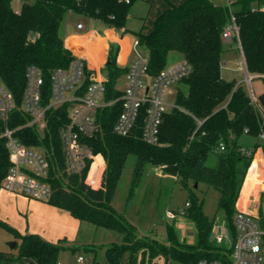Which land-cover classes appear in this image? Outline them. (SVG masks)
I'll use <instances>...</instances> for the list:
<instances>
[{
    "label": "trees",
    "instance_id": "trees-1",
    "mask_svg": "<svg viewBox=\"0 0 264 264\" xmlns=\"http://www.w3.org/2000/svg\"><path fill=\"white\" fill-rule=\"evenodd\" d=\"M136 0H22L20 11L12 0H0V79L12 90L20 104L26 84V69L38 65L45 75V100L49 98L50 75L55 68H68L74 59L65 45L61 28L72 13L83 14L106 22L117 29L125 28L129 10ZM168 6L156 17L152 28L137 33L141 45L148 51L149 72L158 74L168 65L170 51H178L192 69L183 78L174 107L162 119L157 143L142 137L144 112L131 134L115 133L114 124L121 112V102L99 110L102 131L90 140L96 154L106 160L101 185L86 182L90 162L80 172L68 174L61 147L59 129L68 121L67 105L48 114V130L44 142L49 148L55 168L49 180L53 194L49 202L68 210L74 216L123 234V242L110 245L106 257L112 264H138L139 253L147 250L149 264L162 254L164 264H194L202 258H216L221 249L210 240L215 222L204 212V200L195 194V183H206L220 192L218 210L224 213L230 227L237 212V201L253 162L256 147L246 145L244 136L259 141L264 133V120L243 84L222 75L223 54L229 49L223 36L234 16L239 28V40L246 68L251 74L264 75V0H234L218 4L214 0H182ZM127 30V29H125ZM39 33L36 40L33 35ZM118 47L112 45L104 69L108 72L106 99H114L122 91L118 79L128 69L117 64ZM18 111L10 125L24 123ZM3 124L0 122V133ZM27 144H38L39 133L29 127L18 130ZM224 144L219 153L214 150ZM264 146V142L262 143ZM136 156L129 198L133 196L147 164L173 174L176 181L189 187L184 214L196 227L197 240L181 241L173 223H165L168 243L148 235L138 236L137 227L112 201L129 155ZM215 156L214 164L208 160ZM102 161L94 166L98 172ZM10 166L5 138L0 137V190ZM264 222V220H263ZM7 226L5 223H2ZM9 227V226H8ZM10 229L14 230L12 227ZM20 256L36 257L39 264H57L62 244L51 243L37 234L16 231Z\"/></svg>",
    "mask_w": 264,
    "mask_h": 264
},
{
    "label": "built area",
    "instance_id": "built-area-1",
    "mask_svg": "<svg viewBox=\"0 0 264 264\" xmlns=\"http://www.w3.org/2000/svg\"><path fill=\"white\" fill-rule=\"evenodd\" d=\"M130 2V0H126ZM229 2L228 4H231ZM83 28V23H78ZM125 29V28H121ZM39 33L33 35L36 40ZM224 38L228 42L235 41L243 58V65L250 82V97L259 108L264 120V104L259 105V99L251 84L254 77H264L263 74H251L246 63L239 40V28L233 16L226 27ZM135 59L126 73V85L121 95L114 99H106V81L102 70L91 66L87 59L74 55L68 68H55L50 75L49 98L45 100V75L36 64L28 65L26 69V84L20 104L12 90L0 79V122L3 129L0 137L5 138L9 150L10 166L2 181V189L23 193L32 198L49 201L53 194V186L49 180L50 171L55 168V160L44 142L48 130V114L51 110L67 105L68 121L59 129L61 147L68 174L80 173L90 162L86 182L91 186L101 185L105 158L96 154L90 143L102 131L99 110L117 101L121 102V112L115 121L114 131L118 135L127 136L132 133L138 118L144 112L142 137L148 143L159 140L160 125L164 114L174 107L167 101L168 87L180 82L191 71L192 65L187 59H180L167 65L156 75L149 72V56L142 53V45L138 38L134 41ZM18 111L23 115L24 123L12 127L13 113ZM29 127L39 133L40 143L27 144L20 138L18 130ZM264 140V133L261 135ZM224 144L220 143L214 152L221 151ZM101 158L98 172L94 166ZM176 177V176H175ZM190 202L181 208L184 214ZM177 212L168 209L164 214L165 223L176 219ZM264 217L237 209L233 218V227L226 220L214 222L210 240L220 246V256L202 258L194 264H264ZM181 241L194 243L181 233ZM86 257L78 255L77 264H85ZM178 264V263H172Z\"/></svg>",
    "mask_w": 264,
    "mask_h": 264
},
{
    "label": "rangeland",
    "instance_id": "rangeland-1",
    "mask_svg": "<svg viewBox=\"0 0 264 264\" xmlns=\"http://www.w3.org/2000/svg\"><path fill=\"white\" fill-rule=\"evenodd\" d=\"M180 1V0H176ZM218 4H226L228 0H214ZM165 0H136L130 10L127 21L125 23L126 28H128L127 35L137 34L144 28L145 24H151L153 22L154 15L159 5L164 4ZM13 8L16 11H20L22 0H12ZM74 18H82L86 20L87 28L83 31L73 32L71 27L61 28V33H63L64 42L70 45L74 55H79V50L86 46L88 50H93L98 48L100 40L98 39L99 32L103 31V26L99 23H89L88 16L83 14L74 13ZM88 20V21H87ZM64 28V29H63ZM93 31L94 33H89ZM227 41V40H226ZM228 42V41H227ZM230 50H226L224 54L225 60L222 66L223 76L233 81L237 79L238 82L242 83L247 91L250 93V82L248 80L246 71L243 65V58L239 50L238 44L235 41L228 43ZM142 53L147 54L148 51L145 47L142 49ZM109 55V50H106V57ZM182 54L178 51H170L168 56V64H172L179 59H182ZM224 59V58H223ZM117 62L119 60L117 59ZM104 79H107L108 72L106 69L102 70ZM119 80V79H118ZM121 80V79H120ZM119 80V81H120ZM118 83V81H117ZM120 86H124V81L119 82ZM251 84L256 92L259 99V105H263L262 96L264 95V78L254 77L251 80ZM180 87H184L183 83L175 82L168 87L167 101L170 104H175L177 91ZM264 122V121H263ZM253 138L249 136H244L243 141L246 145H250ZM263 142V140L261 141ZM254 160V158H253ZM216 161L215 156H211L208 160L209 164H214ZM136 156L134 154L129 155L126 160L125 166L123 168L117 191L115 197L112 201L115 208L125 214L127 219L137 227L138 236L148 235L156 238L162 243H168V238L166 235V227L164 221L165 212L170 209L177 212V219L168 220V223H173L177 228L186 226L188 231L193 233L191 238L194 241L197 240V231L191 225L189 218L181 213V208L185 206L186 200L189 198V187H193V183L190 182L189 187H184L179 184L175 177L171 174L163 175L159 166L153 164H147L138 182V187L131 198H129L130 185L132 182L133 171L135 167ZM261 163L258 158L254 160L250 167V173L246 177L244 185L242 187L240 197L237 202L238 208L245 204L249 189L255 185L256 174L260 172ZM195 188V194L200 200H204V212L209 216L210 219H214L215 222H220L226 220L224 213L218 210V202L220 198V192L214 186H209L206 183H200ZM264 189V186H262ZM10 192L1 189L0 190V250L9 249L17 250L18 246L12 247L14 241H18L16 235L17 229L13 225L1 218L2 211L6 208L7 197H9ZM13 214L15 216V221H21L27 217L26 212L23 207L16 203L12 206ZM257 213V211L255 212ZM227 221V220H226ZM12 227L14 230L10 229ZM99 232L97 234L96 244L99 245L97 261H101L104 264H111L104 256L103 252L106 251V246H110L114 243L123 242V234L111 230L108 228L99 227ZM187 231V232H188ZM72 245L80 246V241L72 242ZM105 248V249H104ZM104 249V250H103ZM86 251V249H83Z\"/></svg>",
    "mask_w": 264,
    "mask_h": 264
},
{
    "label": "crops",
    "instance_id": "crops-1",
    "mask_svg": "<svg viewBox=\"0 0 264 264\" xmlns=\"http://www.w3.org/2000/svg\"><path fill=\"white\" fill-rule=\"evenodd\" d=\"M170 1L173 3H180L182 0L180 1L170 0ZM233 1L234 0H228L226 4ZM159 6L160 7H158L156 14L154 15L153 22L151 24L150 23L145 24L144 28H142L144 32H147L152 28L156 17L168 6V2L165 0V3ZM88 20L90 21L89 23L91 24L99 23L104 28L103 31H100L98 34L99 36L98 39L100 40L98 44V48L93 50H88L86 46H83L79 50L78 56L87 59L88 63L91 66H94L99 70L108 60V56L106 57V50L110 51L112 45H115L118 47L117 59L119 60V62H117V64L121 67L129 69L136 56L134 41L137 38V34H130V37H128L127 35H125L128 32V28L126 27L125 29L127 30L117 29L115 27L109 26L106 22L99 19L88 17ZM78 23H83L84 27L79 28ZM68 25L72 28L71 30L75 33H77L78 31L81 32L83 30H86L87 28L86 20L82 18H74V13L69 15V18L63 24V27L65 28ZM89 33H94V32L90 31ZM65 45L72 51L70 45H68L67 43H65ZM230 49L231 46L229 47L228 50ZM224 54H226V52ZM224 54L223 56H225ZM223 58H224L223 62L225 60L226 63L227 61L225 57ZM119 80L124 81L123 87L120 86ZM119 80L117 83V87L119 89H123L126 85V73L122 75L119 78ZM236 82H238L237 79ZM238 83L242 84L240 82ZM262 101L264 104V95L262 96ZM262 140L263 139L260 138L259 141H256V139L253 138L249 143L250 146H254L256 142L260 143L256 147L254 153V160L256 158L260 160L261 169L260 172L256 174L257 181L255 182V185H253L248 191L245 204L239 208L247 211H252L253 213L257 211V213L255 214L264 217V189L262 188V186H264V146L262 144L264 140L263 142H261ZM106 165L107 164L105 161V166ZM158 168L160 169L163 175L169 174V173H164L161 167ZM249 171L247 176L250 173ZM173 176L175 177V175ZM176 179L177 177H175V180ZM9 192L10 195L9 197H7L6 208L2 211L3 215L1 214V218L11 223L13 227L17 229V232L22 235L33 233L39 235L41 238L51 243L62 244L63 248L61 249L58 255L57 264H77V257L80 254L85 255L86 257L85 264H104L99 260L97 261L98 249L100 248L99 245L96 244L95 242L97 240L96 239L97 234L100 230L97 225H95L92 222L81 220L80 218L71 214L70 211L59 208L51 204L49 201L32 198L23 193H16L11 191ZM16 203L20 204L27 214V217L25 219L17 222L14 220L15 216L13 214V208H12V206L15 205ZM236 208L239 209L237 205ZM191 225L195 228L193 222H191ZM186 226H182L181 228L178 229L177 226L175 225L179 237L183 232L186 233L187 237L190 238V240H192L193 238L191 237L193 236V233L189 232ZM74 241H80L81 245L73 246L72 242ZM19 242L20 239H18L17 241V246H18L17 250H9V249L0 250V264H39L36 257L19 255ZM108 247L109 246H106V250ZM83 249H86V251H89V253L82 251ZM103 254L107 259L105 250ZM148 257H149L148 251L142 250L139 253L138 264H149ZM164 262H165V256L160 254L156 256L150 264H164Z\"/></svg>",
    "mask_w": 264,
    "mask_h": 264
},
{
    "label": "water",
    "instance_id": "water-1",
    "mask_svg": "<svg viewBox=\"0 0 264 264\" xmlns=\"http://www.w3.org/2000/svg\"><path fill=\"white\" fill-rule=\"evenodd\" d=\"M108 60H109L110 63H112V61H113L112 56H109V59ZM233 82L235 83L236 82V79H234ZM197 186H198V183H195V187H197ZM16 245H17V242L14 241L12 243V247H15Z\"/></svg>",
    "mask_w": 264,
    "mask_h": 264
}]
</instances>
